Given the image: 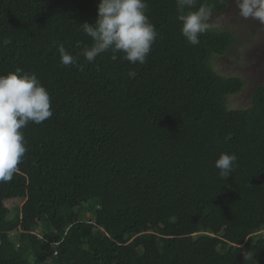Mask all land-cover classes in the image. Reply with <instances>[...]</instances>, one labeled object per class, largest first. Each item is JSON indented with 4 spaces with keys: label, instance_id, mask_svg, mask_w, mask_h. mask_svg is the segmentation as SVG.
<instances>
[{
    "label": "trees",
    "instance_id": "1",
    "mask_svg": "<svg viewBox=\"0 0 264 264\" xmlns=\"http://www.w3.org/2000/svg\"><path fill=\"white\" fill-rule=\"evenodd\" d=\"M228 1L196 8L220 14ZM99 3L0 0V75L35 72L53 109L21 129L27 151L0 183V264H244V250L264 264V84L231 108L245 81L212 63L235 32L210 24L191 45L176 0H147L158 32L147 62L109 49L89 63L80 25ZM60 44L77 64L62 65ZM221 153L238 157L226 179Z\"/></svg>",
    "mask_w": 264,
    "mask_h": 264
},
{
    "label": "clouds",
    "instance_id": "2",
    "mask_svg": "<svg viewBox=\"0 0 264 264\" xmlns=\"http://www.w3.org/2000/svg\"><path fill=\"white\" fill-rule=\"evenodd\" d=\"M235 3L241 18L264 24V0H235ZM176 5L182 35L191 45H198L200 36L210 30L211 7L201 4L196 8V0H176ZM147 9V0H100L95 24L80 25L93 41L81 55L91 63L99 54L112 49L123 52V59L133 64L146 63L158 36ZM58 52L62 65L77 64L79 56L63 44L58 46ZM52 115L50 93L35 72L17 67L0 75V183L12 181L27 151L21 129L29 122L40 124ZM237 160L235 153L220 154L215 161L220 179L235 172ZM61 243H54V252ZM243 257L244 264H258L255 253L250 250H244Z\"/></svg>",
    "mask_w": 264,
    "mask_h": 264
},
{
    "label": "rangeland",
    "instance_id": "3",
    "mask_svg": "<svg viewBox=\"0 0 264 264\" xmlns=\"http://www.w3.org/2000/svg\"><path fill=\"white\" fill-rule=\"evenodd\" d=\"M228 3V8L220 14H213L209 22L220 30L235 32L237 42L227 55L213 57L212 63L219 72L240 75L244 79V91L232 96L229 103L231 108L248 107L254 89L264 84V24L244 20L239 16L235 0ZM23 203V198H16L8 200L6 205L16 210Z\"/></svg>",
    "mask_w": 264,
    "mask_h": 264
},
{
    "label": "built area",
    "instance_id": "4",
    "mask_svg": "<svg viewBox=\"0 0 264 264\" xmlns=\"http://www.w3.org/2000/svg\"><path fill=\"white\" fill-rule=\"evenodd\" d=\"M54 253H55V255H57V254H58V251H57V250H55V252H54Z\"/></svg>",
    "mask_w": 264,
    "mask_h": 264
},
{
    "label": "flooded vegetation",
    "instance_id": "5",
    "mask_svg": "<svg viewBox=\"0 0 264 264\" xmlns=\"http://www.w3.org/2000/svg\"><path fill=\"white\" fill-rule=\"evenodd\" d=\"M264 30V29H263Z\"/></svg>",
    "mask_w": 264,
    "mask_h": 264
}]
</instances>
